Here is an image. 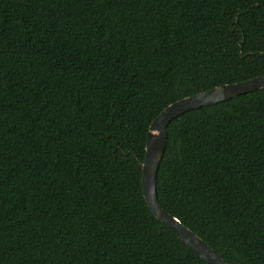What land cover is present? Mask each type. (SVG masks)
Wrapping results in <instances>:
<instances>
[{
  "label": "trees",
  "instance_id": "16d2710c",
  "mask_svg": "<svg viewBox=\"0 0 264 264\" xmlns=\"http://www.w3.org/2000/svg\"><path fill=\"white\" fill-rule=\"evenodd\" d=\"M264 73V0H0V264H206L148 208L168 105ZM162 209L264 264V88L167 128Z\"/></svg>",
  "mask_w": 264,
  "mask_h": 264
},
{
  "label": "water",
  "instance_id": "95a60500",
  "mask_svg": "<svg viewBox=\"0 0 264 264\" xmlns=\"http://www.w3.org/2000/svg\"><path fill=\"white\" fill-rule=\"evenodd\" d=\"M263 88L264 73L242 82L218 86L193 96L185 97L168 105L154 118L148 129L145 155L141 165V185L145 202L155 218L165 224L206 264L226 263L202 239L185 227L178 219L165 212L157 199L156 181L167 144V128L173 120L187 112L212 106Z\"/></svg>",
  "mask_w": 264,
  "mask_h": 264
}]
</instances>
